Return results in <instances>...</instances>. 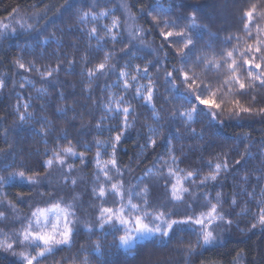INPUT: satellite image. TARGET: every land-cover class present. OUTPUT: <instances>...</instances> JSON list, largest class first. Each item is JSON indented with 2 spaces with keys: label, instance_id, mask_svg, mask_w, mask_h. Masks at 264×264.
<instances>
[{
  "label": "trees",
  "instance_id": "obj_1",
  "mask_svg": "<svg viewBox=\"0 0 264 264\" xmlns=\"http://www.w3.org/2000/svg\"><path fill=\"white\" fill-rule=\"evenodd\" d=\"M122 3L127 7H121ZM157 3L165 9L169 4L175 5L171 9L173 19L195 13L202 38L196 40L193 59L197 55L212 57L230 49L236 41L226 42L225 38L243 36L240 31L242 10L250 3L264 8V0H67V3L65 0H0V21L9 23L6 18L13 10L18 13L11 23L16 31L9 30L0 37V80L4 81V87L0 88V176H7L23 165L46 177L53 164L49 168L45 161L52 158L53 150L69 144L77 153L86 155L88 162L95 160L98 150L104 160H109L113 138L122 132L115 159L119 167L130 170L134 181L150 170L171 165L174 156V168L183 169L182 174L195 173L193 179L197 187L193 194L197 197L192 196V199L187 195L188 211H191L188 207L191 203L193 209L199 211L201 207L205 210V194L216 203V193H221L220 209L233 221L230 227L224 225L225 242L219 246L197 248L188 254L186 244L189 240L194 243L196 237L192 229L184 226L185 231L177 232L171 241L155 238L125 250L116 246L122 232L113 235L107 229L92 232L80 229L70 248L55 249L53 254L42 258V264H79L85 256L88 264H264V228L251 227L258 211L257 201L264 190V116L241 114L237 117L225 113L211 122L206 114L191 121L179 116V112L191 105L179 100L178 93L166 81V72L173 71L174 64L180 67L175 46L161 50L160 29L153 25L151 17L140 11L141 7ZM102 10H109L112 15L96 21L89 18L88 23L80 22L83 12L99 13ZM129 15L136 17L133 29H142L138 35L143 43L141 39L130 38L129 25L133 21L128 19ZM113 16L120 20V27L113 30L117 42L103 30V25H111ZM15 20L33 27H21ZM184 23L186 21H180L181 26ZM94 25L99 31L89 38L88 33ZM106 54H110L109 66L115 65V69H105L103 73L89 77L88 70L102 62ZM17 60L26 67L34 64L43 70L59 65L60 70L53 72L52 77L41 79L39 73L20 69ZM149 61L160 63L152 67ZM137 65L142 78L131 81L134 87L125 92L122 89L125 78L120 77L119 72L124 70L129 77L137 75ZM145 66L149 67L147 76L143 73ZM195 70L201 73V67ZM148 76L154 84L151 103L135 97V85H147ZM202 76L214 88L222 79V75L214 71ZM179 91H184L183 86ZM257 93L264 96V89H257ZM118 96L126 97L124 106H129V102L131 105L130 126L126 129L123 114L109 112L106 108L109 98ZM219 96L232 99L226 87ZM26 103L30 105L27 112L32 116L21 121L19 115L25 112L23 105ZM260 106L264 105H257ZM102 117L105 119L101 120ZM97 140L105 142L107 147L98 148ZM151 140H155L154 146ZM225 158L228 170H222L215 181L201 184L212 170L209 162L214 166ZM237 160L241 164L237 165ZM91 172L88 178L93 175ZM77 184L84 186L86 180ZM163 184L156 177L148 182L150 199L159 200L166 194ZM248 193H254L255 198ZM48 194L49 188L34 187L19 180L5 184L0 189V200L4 201L0 211L5 212V218L0 219V232L20 229L21 223L36 207L42 208ZM233 199L235 205L231 203ZM8 201L15 208L10 207ZM245 209L247 215L243 214ZM184 210L174 217L182 218L186 214ZM97 243L100 244L99 251L95 248ZM0 264L21 262L0 250Z\"/></svg>",
  "mask_w": 264,
  "mask_h": 264
},
{
  "label": "snow or ice",
  "instance_id": "obj_2",
  "mask_svg": "<svg viewBox=\"0 0 264 264\" xmlns=\"http://www.w3.org/2000/svg\"><path fill=\"white\" fill-rule=\"evenodd\" d=\"M67 3V0H65ZM121 7L126 8L125 4H121ZM176 7L169 4L165 9L160 4H153L148 7H141L140 11L144 12L146 16L151 17L153 25L159 28V36L163 43L161 44V50L165 47L173 49L175 46V54L179 57L180 67L173 65V71L166 72V81L170 84L171 89L178 93V99L191 105L189 108L182 112H179V116L187 120H194L196 116L206 114L212 120H218V117L227 113L229 116H241V114L248 115H260L264 116V106L257 107V105H264V96L257 93V89H264V8H258L257 3H250L246 9L241 12L242 28L240 31L243 36L229 35L225 38L226 42L236 41L230 49L222 50L219 55L208 56H195L193 59L192 53L196 45V40L202 38L201 26L196 23V15L194 12L188 15L176 16L171 18V9ZM17 13V10H13V14H10L9 23H3L0 21V37H3L9 30L16 31L15 27L11 26L12 18ZM112 15L109 10H102L99 13L94 11L83 12L79 19L82 23H88L89 18L91 21H96L102 17H108ZM23 18L21 17V20ZM129 20L133 21L132 25H129V36L131 39H143L138 35L142 29L135 28L133 25L136 17L129 15ZM21 20H15V23L20 24L21 27L32 28L33 25L21 23ZM180 21H186L181 26ZM120 27L119 18L113 16L111 25H103V30L106 35L113 41L117 42V35L113 32L114 29ZM99 29L94 25L88 35L89 38L96 36ZM53 35H55L53 33ZM131 39L129 43H131ZM243 43V48H241ZM210 47V46H209ZM125 52L126 49H121ZM168 53L165 52V56ZM110 54L104 56V60L96 65L93 69L88 70V76L92 77L97 73H103L105 69L114 70L115 65L109 66ZM71 63V62H70ZM157 61L156 64H159ZM16 64L20 69L27 72L39 73L41 79H47L52 77L53 72H59L60 66L55 68L50 66L41 69L37 68L34 64L25 66L24 63L19 60ZM149 61V65L155 67ZM127 67V65H125ZM196 67H201V73H197ZM137 75L129 77V73L120 70L119 76L124 77L122 89L127 92L130 88L134 87L131 81H138L140 68L136 66ZM208 71H214L217 74L222 75V79L217 82V86L214 88L210 81L203 78L202 74ZM149 67L143 68L145 76L148 75ZM179 81V84L177 83ZM183 86L184 91L180 92V87ZM4 87V81L0 80V88ZM21 87H24L21 84ZM227 88V94H231L232 99L226 100L219 96L224 88ZM143 89V91H142ZM146 93V95H145ZM154 84L152 78L148 76L147 85L137 84L135 85V97L144 99L146 102L151 103L153 100ZM133 97V98H135ZM125 96H118L115 99L109 98V102L106 108L109 112L116 114L122 113L124 116L123 125L126 129L130 125L128 124V115L130 114V102L129 106H124ZM242 100L246 101L242 102ZM114 105V107H113ZM200 106H203L201 108ZM25 112L20 113L19 119L24 121L26 118H31L32 114L27 112L30 107L29 104L23 105ZM206 110V111H205ZM19 111V109H17ZM155 114V113H154ZM175 115V113H173ZM105 119L102 117L101 120ZM223 123V120H219ZM99 127V124H97ZM42 132L46 131L42 128ZM194 131V129H193ZM122 132H118L113 138L111 147L113 149L112 158L107 161H101V153L98 150L96 153V165L100 173L103 174L107 181H111L112 177L109 176V165L112 168H116L117 161L115 159L116 145L121 140ZM96 144L99 147H107L105 142L97 140ZM151 144L155 145V140H151ZM77 153L73 147L69 144L67 147H62L59 150H53L52 158L45 161L47 167H51L55 161L59 165H64L66 156H75ZM83 157V153L80 154ZM247 155V152L245 153ZM172 163L176 164V158L171 157ZM166 163V162H165ZM237 165L241 164L240 160L235 161ZM209 166L212 170L206 175L200 182L206 184L209 180L215 181L220 172L228 170V162L225 158L222 162L215 163L212 166L209 162ZM73 165L69 164L68 168L71 171ZM117 172L119 169L116 168ZM183 169L173 168L169 166L168 176L175 179V183H171V199L172 201H183V194L187 193L189 189L184 187L185 181L191 180L195 175L194 172H187L186 175H181ZM47 173H45V176ZM245 182L247 177L244 178ZM19 180L29 185H39L42 182L40 172L32 169H26L23 165L19 170L11 171L7 176H0V189L5 184ZM99 180V176H97ZM75 184L76 181L72 180ZM170 181H166L167 184ZM93 194L102 200V204L99 207V215L97 216V222L95 225L86 224L84 227L88 232H92L94 227L99 229H105L107 225L111 229V233L115 235L117 232H122V235L118 237L117 247H123L125 250H132L143 240H149L152 238H158L161 241L164 238H168L169 241L176 235L177 232L185 231V227L193 230L195 234V242L188 241L186 244V251L188 254L194 252L197 248H203L207 245H211L216 242V228L220 224L231 226L233 221L228 219L226 214L221 211L220 205L221 193H216V203H213L209 196L205 194V210L192 214H185L182 218L174 219L173 217L177 213L171 209L161 210L160 207L154 208L151 211L148 189L147 187L133 194L132 191L125 193L123 190V183H112L110 189H106L104 186H99L93 189ZM111 194L117 197L118 200L114 201L113 206H104V198ZM43 195V193H41ZM134 195L139 197L141 203H134ZM250 197L255 198L254 193H248ZM22 198V196H21ZM62 200V198H61ZM126 200V203H125ZM4 203L0 200V205ZM236 204V200L231 202ZM10 207L15 208V205L8 201ZM258 211L253 216L255 223H252L251 227L255 229L258 225L264 228V190L261 192V198L257 201ZM189 208L192 205H188ZM72 206L62 207L61 202L57 201L52 203L48 208L36 207L31 215L26 218V223L22 222L19 230L13 233L12 237H6L0 240V250L5 252H11L13 256H17L21 264H42V258H46L48 255L53 254L54 250L60 246L71 247L74 243V238L78 235L76 229V220L73 219L75 213L71 211ZM248 210L245 209L243 214L247 215ZM5 218V212L0 211V219ZM20 248V251L16 249ZM83 248V245L81 246ZM96 251H99L100 244L97 243ZM75 259V258H74ZM239 260V254H237V261ZM79 264H88L87 257H83Z\"/></svg>",
  "mask_w": 264,
  "mask_h": 264
},
{
  "label": "rangeland",
  "instance_id": "obj_3",
  "mask_svg": "<svg viewBox=\"0 0 264 264\" xmlns=\"http://www.w3.org/2000/svg\"><path fill=\"white\" fill-rule=\"evenodd\" d=\"M76 152V151H75ZM77 153V152H76ZM81 153H77L75 156H66L64 165H59L58 163H53V169L49 173L48 176L42 177V182L39 185H31V186H42L44 188H49V194L45 198V203L42 205V208H48L51 206L52 203H55L57 201L61 202L62 207H67L68 205H71V211L75 213V216L73 219L76 220V229H86L84 226L86 224L89 225H95L97 222V216L99 215V207L102 204V200L98 198L96 195L93 194V189L98 188L99 186H104L106 189H110V185L112 183H123V190L125 193L128 191H132L133 194L136 192H140L141 189L147 187L148 189V199L151 205L150 211L154 208L160 207L161 210H168L171 209L175 211L176 213L182 209H185L184 212L187 214L192 213H199L201 211H204L201 207H199V211L196 209H193L194 204L191 207V211H188L186 209V197L187 195L193 197H197V195L193 194L195 192V188L197 187L196 181L193 179L194 176L191 178V180L185 181L184 187H187L189 191L187 193L183 194V201H172L171 199V183H175V179L168 176V168L169 166L174 168V165L171 163V165H166V168H159L157 170L153 169L150 170L147 175L143 177H139L134 181L131 176L130 170L126 168L119 167V165H116V168L119 169V172H117L116 168H112L109 165V176L112 177L111 181H107L102 173L99 172L98 167L96 165V158L93 162L87 161V156L83 154V157L80 155ZM101 161H107L100 156ZM92 163V166H91ZM73 165L71 171H69L68 165ZM89 168L93 169V172L89 170ZM93 173V175L88 178L89 173ZM181 175H186L182 174ZM97 176H99V180H97ZM158 178L161 182H163L166 194L162 197H159L160 199H150V189L148 187V182L152 180L153 178ZM72 180H75L76 183L73 184ZM86 180V185L80 186V184H77L78 181L84 182ZM166 181H170V183L167 184L166 187ZM57 183V184H56ZM27 184V183H26ZM55 184V186H53ZM192 186L190 187V185ZM62 198V200H61ZM193 199V198H192ZM118 200L117 197L112 196L111 194L107 195L104 198V206H113L114 201ZM134 203H141V200L139 197H136L134 195L133 199ZM126 203V200H125ZM189 205V204H188ZM176 219L175 217H173ZM177 219H179L177 217ZM26 223V221H24ZM111 230L107 225L105 226V229L103 230ZM19 230V229H18ZM93 230H99L98 227H94ZM17 230H13L11 232L9 231H3L0 232V240L5 239L6 237H12L13 233ZM217 235V240L215 243L211 245H207L206 247H213V246H219L225 242L224 234L225 226L224 224H220L219 227L215 230ZM123 234V233H122ZM155 239V238H152ZM149 239V240H152ZM147 241V240H143ZM142 242V241H140ZM63 247V246H60ZM17 251H20V248L16 249ZM9 255L13 258H17V260L20 262L19 258L17 256H13L11 252H8Z\"/></svg>",
  "mask_w": 264,
  "mask_h": 264
}]
</instances>
